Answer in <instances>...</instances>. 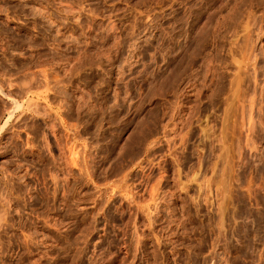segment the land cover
I'll return each mask as SVG.
<instances>
[{"label": "rangeland", "instance_id": "rangeland-1", "mask_svg": "<svg viewBox=\"0 0 264 264\" xmlns=\"http://www.w3.org/2000/svg\"><path fill=\"white\" fill-rule=\"evenodd\" d=\"M0 264H264V0H0Z\"/></svg>", "mask_w": 264, "mask_h": 264}, {"label": "bare ground", "instance_id": "bare-ground-1", "mask_svg": "<svg viewBox=\"0 0 264 264\" xmlns=\"http://www.w3.org/2000/svg\"><path fill=\"white\" fill-rule=\"evenodd\" d=\"M31 67V66H30ZM30 67H29V69H30ZM34 68V67H33ZM28 70V69H27ZM27 70H26V73H24L25 74V78H23V82H21L20 84H19V88H21V86H22V92H23V94L26 96V101H25V104L27 105V109H30L31 110V112H33L34 114V117H36L38 120L40 119V121L42 122L41 124H43L42 126H40V127H43V130L41 131L42 133H43V135H44V137H45V139H46V141H44V142H46L45 143V145L46 144H48V146L47 147H49L48 148V150L50 149V150H52L51 148H55L56 147V143L58 142V136L56 135V131H55V128H54V125H55V123L53 122V124L54 125H52V121H50V120H53L52 118H58V117H60L61 115H62V108H63V106H65L64 104H62V103H59L60 104V107L59 108H57V109H55L54 108V106H52V103H54V102H52L51 103V100L50 99H53V98H50L51 97V95H49V93H47V95L46 96H44V97H41L40 96V94L38 93V95L36 94L35 95V93L34 92H31L32 91V89L34 88V87H36L37 85L36 84H42L43 85V87L45 88V86H47L48 88L47 89H51V82L49 81V79H48V77H46V76H43V78H39V77H41V76H39L41 73H42V71L40 72L39 71V75L37 74V72L34 70V72H36L35 73V76H32V75H34V72L32 71L31 72V70L27 73ZM38 70V69H37ZM40 70H43V69H40ZM72 72V71H71ZM39 76V77H37V75ZM43 74V73H42ZM49 74V73H48ZM43 75H45V74H43ZM50 75V74H49ZM55 75V74H54ZM48 76V75H47ZM54 77H57V76H54ZM53 77V78H54ZM61 77V76H60ZM62 78V77H61ZM52 79V78H51ZM54 79H56V78H54ZM58 79V78H57ZM53 80V79H52ZM64 80V79H63ZM55 81H57V80H55ZM54 81V82H55ZM59 81V80H58ZM18 82V81H17ZM61 82V81H60ZM56 83H59V82H56ZM64 83V82H63ZM13 84V83H12ZM44 84H46V85H44ZM54 84V83H53ZM52 84V85H53ZM62 84V83H61ZM15 85V84H14ZM16 86V85H15ZM39 86V85H38ZM17 87H18V85H17ZM41 87V86H40ZM52 87H55V86H52ZM59 87V86H58ZM66 87V86H65ZM57 88V87H56ZM12 89H14V88H12ZM38 89H40V88H38ZM53 89V88H52ZM52 89H51V91H52ZM60 90V89H59ZM58 90V91H59ZM38 91V90H37ZM45 91H46V89H45ZM45 91H43V92H45ZM57 91V92H58ZM87 91V90H86ZM2 92H5V91H2ZM12 94V93H11ZM61 94H62V92H61ZM45 95V94H44ZM57 95H58V93H57ZM10 96H12V95H10ZM9 96V97H10ZM43 96V95H42ZM63 96V95H62ZM8 97V98H9ZM15 97V96H14ZM23 97V96H22ZM65 97V96H64ZM83 97V96H82ZM88 97V96H87ZM43 98V99H42ZM59 98V97H58ZM57 98V99H58ZM61 98V97H60ZM78 98H81V97H78ZM86 98V97H85ZM84 98V99H85ZM21 99V98H20ZM67 99V98H66ZM83 99V100H84ZM59 100H61V99H59ZM78 100H80V99H78ZM12 101V100H11ZM56 101V100H55ZM86 101V100H85ZM88 101V100H87ZM61 102V101H60ZM56 103V102H55ZM7 104V103H6ZM9 104V103H8ZM10 104H12V103H10ZM13 107H11L10 106V108H12V110H10V108L8 109V107H9V105H7V107H6V109L7 110H10L9 111V113H7V114H9V117H11V115L13 114V112H14V110H17V109H20V108H22L25 104H24V102H19L18 100H14L13 101ZM57 104V103H56ZM87 104V103H86ZM84 105H85V103H84ZM68 106V105H67ZM66 106V107H67ZM88 106V105H87ZM26 107V106H25ZM81 107V106H80ZM42 108V109H41ZM23 110V109H22ZM5 111V110H4ZM65 111V110H64ZM29 114V113H28ZM65 115V114H64ZM63 115V116H64ZM68 115V114H67ZM65 117V116H64ZM68 117H70V116H68ZM16 118V117H15ZM18 118V117H17ZM16 118V119H17ZM23 118V117H22ZM62 118V117H61ZM24 119V118H23ZM50 119V120H49ZM64 119V122H65V118H63ZM68 119V118H67ZM69 120V119H68ZM56 121V120H55ZM63 121V120H62ZM38 123V122H37ZM66 123H68L67 121H66ZM70 123V122H69ZM71 124V123H70ZM76 124V123H75ZM16 125V124H15ZM74 125V124H73ZM56 126V125H55ZM61 126V125H60ZM70 126V125H69ZM72 126V125H71ZM248 126H249V124H248ZM253 126V125H252ZM39 127V126H38ZM38 127H37V130H38ZM65 127V126H64ZM76 127V126H75ZM250 127H251V125H250ZM69 128V127H68ZM249 129V127L247 128V130ZM252 128H250V130H251ZM58 130V129H57ZM75 130V129H74ZM252 131V130H251ZM41 133V134H42ZM251 133V132H250ZM68 134V133H67ZM66 134V135H67ZM247 136H249V135H247ZM43 137V138H44ZM61 137V136H60ZM250 138V137H249ZM248 139H246V141H247ZM252 140V139H251ZM48 142V143H47ZM251 143V142H250ZM247 144H249V143H247ZM62 145V144H61ZM59 147V146H58ZM62 147H63V145H62ZM57 149V148H56ZM62 149V148H61ZM65 149V148H64ZM67 149V148H66ZM72 149V151H73V148H71ZM70 149V150H71ZM62 151V150H61ZM64 151V150H63ZM67 151V150H66ZM53 152V151H52ZM55 152V151H54ZM63 153V152H62ZM73 154L74 152H70V154ZM63 154H67V153H63ZM62 156V155H61ZM65 156V155H64ZM67 157V156H66ZM69 157H71V156H69ZM71 158H73V157H71ZM76 158V157H75ZM74 158V159H75ZM60 159V158H59ZM64 159H67V158H64ZM73 159V160H74ZM67 161V160H66ZM76 161V160H75ZM70 162V161H69ZM75 163V162H74ZM70 164V163H69ZM74 165V164H73ZM69 166V165H68ZM77 166V165H76ZM83 168V167H82ZM234 168V167H233ZM66 169V168H65ZM69 169V168H68ZM87 170V169H86ZM72 171V170H71ZM232 173H233V171H232ZM231 173V174H232ZM235 174V173H234ZM232 176H235V175H231V177ZM251 178V177H250ZM234 179V178H233ZM230 183H231V181H230ZM251 183H253V181H252V179H249V184L250 185H252ZM122 185V184H121ZM121 185H113V186H115V187H112V188H117V190H118V188H122L124 191H126V192H129V194H130V191L132 190L129 186H121ZM124 185V184H123ZM125 185H127V184H125ZM249 185V186H250ZM70 187H72V186H70ZM64 188V187H63ZM68 188V187H67ZM111 188V189H112ZM153 188V187H152ZM150 188L152 191L153 190H155V188ZM161 188V187H160ZM160 188H158V189H160ZM251 188H252V186L251 187H249L247 190L249 191H252L251 190ZM110 189V190H111ZM58 190V189H57ZM113 190V189H112ZM122 190V191H123ZM134 190H136V189H134ZM137 191V190H136ZM152 191H150V193L152 192ZM156 191V190H155ZM159 191V190H158ZM158 191H156V195L152 192V194H153V199H155V197L157 198L158 197V195L160 194V193H158ZM66 192V191H65ZM71 192V191H70ZM115 192H116V190H115ZM121 192V191H120ZM149 192V191H148ZM253 192V191H252ZM112 193V192H111ZM149 193V195H152V194H150ZM158 193V194H157ZM120 194V193H119ZM234 194V193H233ZM232 194V195H233ZM245 194V193H244ZM123 195V194H122ZM133 195V194H132ZM154 195H155V197H154ZM235 195V194H234ZM233 195V196H234ZM124 196V195H123ZM128 196V195H127ZM134 196V195H133ZM133 196H130V197H132V198H134ZM236 196V195H235ZM238 196V195H237ZM236 196V197H237ZM129 197V196H128ZM151 197V196H150ZM249 197V196H248ZM125 198H126V195H125ZM68 199V198H67ZM129 198H127V200H128ZM158 199H159V197H158ZM65 200V199H64ZM131 200V199H130ZM129 200V201H130ZM146 200H149V199H146ZM145 201V200H144ZM150 201V200H149ZM235 200H233V202H234ZM139 202V201H138ZM142 202H143V200H142ZM146 202V201H145ZM151 202H153V201H151ZM63 203V202H62ZM133 203V202H132ZM137 203V202H136ZM146 203H148V202H146ZM139 204V203H138ZM142 205H143V203H141ZM137 205V204H136ZM144 205H146L144 208L146 209V207L148 208V209H146V211L144 210V212H149V213H151L152 211H151V206L149 205V204H144ZM143 205V206H144ZM155 205V204H154ZM140 206V205H139ZM152 206H153V204H152ZM139 208V207H138ZM155 208H157L156 206H155ZM140 209H142L141 208V206H140ZM139 209V210H140ZM152 210H156V209H153L152 208ZM143 212V211H142ZM146 213V215L147 214H149V213ZM153 213H155V212H153ZM150 215V214H149ZM153 214H151V216H149V217H151V219H152V216ZM56 217V216H55ZM138 217V216H137ZM148 217V218H149ZM150 219V218H149ZM150 219V220H151ZM135 220H136V218H135ZM150 220H149V222H150ZM138 221V220H137ZM153 222V221H152ZM135 223H137V222H134V224ZM151 223V222H150ZM133 224V226H134V228H135V230L134 231H136V229L137 228H140V226H138L137 227V225L135 226ZM139 224H140V222H139ZM149 224V223H148ZM153 224V223H152ZM152 225H150V227H151ZM141 229H143V228H140V230ZM147 229H149V228H147ZM235 229V228H234ZM139 230V229H138ZM136 231V232H140V231ZM141 233H142V231H141ZM133 234H134V232H133ZM139 234V233H138ZM138 234H135V237L138 235ZM142 235V234H141ZM140 235V236H141ZM144 235V234H143ZM139 235H138V237H137V239H136V241H138V243H136V245L137 244H140L139 242H141L142 241V238H144L143 236L142 237H140ZM227 237L228 238H230L228 235H227ZM147 238V237H146ZM133 240V239H132ZM144 240V239H143ZM135 241V240H134ZM228 242H230V241H228ZM231 243V242H230ZM229 243V244H230ZM229 244H227V247L228 246H231V245H229ZM244 244V243H243ZM138 246H142V245H138ZM226 247V248H227ZM247 248V247H246ZM225 249V248H224ZM253 249V248H252ZM244 250V249H243ZM242 250V251H243ZM226 251H227V249H226ZM224 252V251H223ZM224 255H225V253H223ZM231 254V253H230ZM261 252L259 253V257L261 256ZM230 256V255H229ZM227 257H228V255H227ZM257 257V256H256ZM232 258V257H231ZM237 258V257H236ZM236 258H233V259H236ZM229 259V258H228ZM222 262L223 260L221 259V260H219V262ZM237 261H238V259H237ZM220 262V263H221ZM225 262V261H224ZM224 262H222V263H224ZM233 262H235V261H233ZM246 262V261H245ZM250 263V262H249Z\"/></svg>", "mask_w": 264, "mask_h": 264}]
</instances>
